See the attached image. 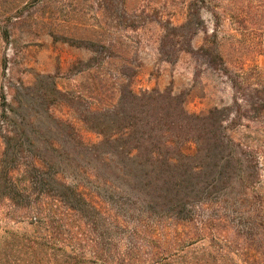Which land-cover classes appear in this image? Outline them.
<instances>
[{
	"label": "trees",
	"instance_id": "1",
	"mask_svg": "<svg viewBox=\"0 0 264 264\" xmlns=\"http://www.w3.org/2000/svg\"><path fill=\"white\" fill-rule=\"evenodd\" d=\"M217 33L200 51L230 85L227 109L190 115L171 93L130 86L113 105L77 97L79 121L99 138L91 144L47 107L46 117L31 112L38 98L63 97L52 77L41 78L40 95L22 86L2 94L1 156L20 164L3 170L5 198L48 232L19 246L24 260L4 264H264V70L225 55ZM227 123L247 135L234 140ZM167 222L191 227L197 250L141 263L150 244H168L154 230Z\"/></svg>",
	"mask_w": 264,
	"mask_h": 264
},
{
	"label": "rangeland",
	"instance_id": "2",
	"mask_svg": "<svg viewBox=\"0 0 264 264\" xmlns=\"http://www.w3.org/2000/svg\"><path fill=\"white\" fill-rule=\"evenodd\" d=\"M213 30L225 55L246 57L249 65L264 70V0H0V119L7 108L4 92L10 99L14 88L22 86L40 95L47 88L40 83L44 76L54 79L63 97L42 104L38 98L40 106L31 112L37 115L39 109L46 117L47 107L91 144L99 138L79 121L86 105L77 97L96 107L113 105L118 90L130 86L137 94L171 93L190 115L227 109L230 85L200 51L211 48ZM225 126L234 140L247 135L244 128ZM3 150L0 138L2 264L21 262L20 245L48 237L47 230L32 225L29 211L5 198L9 177L3 170L20 164L1 156ZM12 176L13 182L21 180L16 173ZM154 230L168 244H150L152 252L144 250L141 263L157 257L175 261L197 250L187 238L193 237L191 227L167 222Z\"/></svg>",
	"mask_w": 264,
	"mask_h": 264
}]
</instances>
